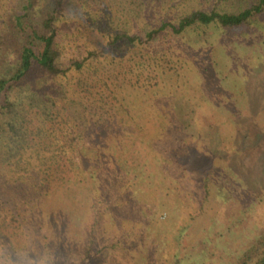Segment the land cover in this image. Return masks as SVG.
<instances>
[{"label": "rangeland", "instance_id": "rangeland-1", "mask_svg": "<svg viewBox=\"0 0 264 264\" xmlns=\"http://www.w3.org/2000/svg\"><path fill=\"white\" fill-rule=\"evenodd\" d=\"M116 1L74 0L71 8H76L77 17L84 22L89 20L84 15L90 2L96 8H114L119 3ZM192 1L198 4V0ZM129 3L131 8L135 7L134 1ZM235 3L238 6V1ZM128 11L124 10L120 19L122 23L137 21L131 26L134 35H143L150 24L163 17L161 10L132 16ZM177 12L173 10L175 15L168 17L171 19ZM105 13L100 12L102 17ZM66 23L62 24L64 35L74 34L69 45H85L89 38H94L87 26L74 31L76 21L70 18ZM97 43L105 45L104 40ZM169 46V56L181 64L174 63L178 74L171 75L166 83L161 85L159 81L158 87L153 84L155 79L151 82L155 75L146 73L151 67L139 70L137 63L149 58H136L137 63L128 70V83L139 78L146 90L128 88L131 112L125 116L128 128L122 132V149L127 152L123 156L128 158L127 170L138 171L131 177H116L120 185H126L125 192L112 190L109 197L116 204L113 211L109 207L110 213L121 220L114 225L113 221L105 222L104 210L94 205L107 184L97 185L96 189L91 183L80 188L68 183L65 187L53 184L49 188L39 182L34 188L19 192V184L15 191L10 190L1 185L0 177V225L4 232L6 226L17 231L20 221L30 241L26 256L16 254L12 259L5 252L7 249L1 251L0 264H28L29 258L38 260L46 251L52 257L50 264H235L264 235V17L247 29L224 31L210 27L190 31ZM115 55L119 58L121 54ZM73 99L75 106L82 100ZM69 104L70 108L75 107ZM70 113L74 111L67 115ZM182 117L197 121L188 123L187 130H178L172 123L175 120L183 125ZM194 130L198 132L193 133ZM104 133L95 134L103 137ZM106 145L101 143V147ZM186 156L191 158L190 164L195 163L194 170H189L190 175L184 174L179 191H172L169 182L173 175H182ZM36 161L37 157L31 158L36 166H43L42 177L48 178V167L42 165L48 159ZM61 164L67 166L68 162ZM159 164H167L171 174L158 167L155 183L146 181L152 165ZM207 171L205 180L203 174ZM2 172L13 179L7 171ZM75 176L76 173L68 172L63 178L70 181ZM50 177L57 182L55 175ZM140 181L152 187H137ZM66 188H73L76 193L68 194ZM96 213L103 217L96 227L99 229L94 251L101 253L83 262L79 250L87 246V233ZM61 217L66 220L56 227Z\"/></svg>", "mask_w": 264, "mask_h": 264}, {"label": "trees", "instance_id": "trees-1", "mask_svg": "<svg viewBox=\"0 0 264 264\" xmlns=\"http://www.w3.org/2000/svg\"><path fill=\"white\" fill-rule=\"evenodd\" d=\"M73 1L0 0L1 185L10 190L14 188L15 191L19 184L17 189L21 192L24 188H34L39 182L41 186L49 188H53V184L65 187L67 183L80 188L91 183L96 189L97 185L102 187L107 184L99 202L94 205L104 210L106 219L103 220L113 221L114 225L121 217L110 213L109 207L113 211L116 204L109 197H112V190L114 193H123L126 189V185H120L116 177L124 174L131 177V174L138 171L127 170L128 158L123 157L127 152L122 149L125 145V135L122 132H127L128 128L125 116L131 112L127 104L130 93L128 88L145 87L146 90L139 78L131 79L128 83V70L137 63L136 58H149L146 62L137 63L138 68L141 71L145 66L151 67L152 70L146 73L155 75L151 82L155 79L153 84L159 87V81L162 85L172 79L171 75L178 74L174 63H181L169 56V44L176 38L190 31L210 27L224 31L251 28L264 17V0H198V4L188 0L192 2L191 5L196 6L187 4L186 0H117L118 7L114 8H96L95 3L90 2L88 12L85 11L84 15L89 20L84 22L77 17L76 8H71ZM130 1H134V8L130 7ZM237 1L238 6L235 3ZM152 3L156 5L153 6ZM122 5L125 11L129 10L131 16L143 11L161 10L163 17L157 18L155 24H150V29L144 30L143 35H134L131 34V26L136 25L137 21L122 23ZM180 6H183L181 10ZM176 9L179 12L170 19L168 16L175 15L172 13ZM103 10L106 13L102 17L100 12ZM70 18L77 23L74 31L87 26L93 32L94 38L87 40L89 45H69V39L74 34L65 36L62 24L65 26ZM102 40L105 45L98 46L97 41ZM117 52L121 54L119 58L115 55ZM124 53L131 55L126 58ZM138 84L141 86H137ZM147 90L149 92L148 88ZM74 97L82 99L76 106L73 104ZM69 102L75 107L70 108ZM70 111L74 113L69 116L67 113ZM182 118L184 126L175 120L170 123L178 130L182 127V130H187V124L194 118ZM101 132H106L103 137L95 134ZM164 132L166 131H161ZM196 132L198 131H193ZM102 142H106L107 147H101ZM97 143L100 146L95 147ZM151 143L154 150L153 142ZM192 151L193 154L196 152L194 147ZM188 153L191 154L190 149ZM33 157L41 162L44 158L48 159L47 163L42 164L48 167V178L42 177L43 166L39 168L31 162ZM64 160L68 162L67 166L61 164ZM190 161L189 156L184 158L181 168L183 172L180 171L182 175L171 177L168 185L170 190L179 191L185 181L184 174L190 175L189 170H194L195 163L190 164ZM83 164H88L89 167ZM158 167L165 174H171V168L167 164L152 165L146 181L155 183L154 173ZM2 170L14 176L13 179H8V174H4ZM68 172L74 175L76 173L70 181L63 178ZM64 173L66 174L63 175ZM53 175L57 177V182L50 177ZM204 175L207 180L208 171ZM88 178L92 182L87 181ZM136 186L143 189L152 187L146 186L144 181ZM143 189L142 193L146 195ZM66 192L76 193L73 188L71 191L66 188ZM97 193L101 191L98 190ZM150 203L155 204L154 201ZM117 206H120V202ZM102 217V214L96 213L93 227L87 233V246L79 250L83 262L101 253L95 252L94 248L99 229L96 227ZM63 220L66 218L58 219L56 227ZM5 229L4 232L0 225V252L7 249L5 252L12 259L16 254L21 256V252H26L30 243L23 224L19 221L17 231L11 226H6ZM123 240L121 238L119 242L122 243ZM235 264H264V235Z\"/></svg>", "mask_w": 264, "mask_h": 264}, {"label": "clouds", "instance_id": "clouds-1", "mask_svg": "<svg viewBox=\"0 0 264 264\" xmlns=\"http://www.w3.org/2000/svg\"><path fill=\"white\" fill-rule=\"evenodd\" d=\"M21 255L26 256L27 253L22 251ZM51 259L52 257L46 251L38 260L29 258L28 264H50Z\"/></svg>", "mask_w": 264, "mask_h": 264}]
</instances>
